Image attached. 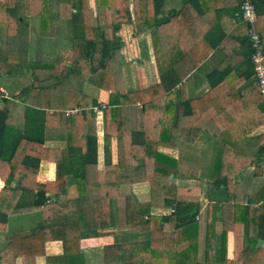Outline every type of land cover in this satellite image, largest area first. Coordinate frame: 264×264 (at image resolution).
Masks as SVG:
<instances>
[{"label":"trees","instance_id":"obj_1","mask_svg":"<svg viewBox=\"0 0 264 264\" xmlns=\"http://www.w3.org/2000/svg\"><path fill=\"white\" fill-rule=\"evenodd\" d=\"M131 1L136 24L145 23L150 28L157 25L162 0ZM126 2L128 0H96L98 23L92 26L88 0L77 1L75 5L82 22L80 29L75 26L73 59L67 66L61 61L30 59L29 31L19 19L23 16L19 10L23 4L0 0V24L6 26L5 37L0 38V77L24 71L32 76V81L17 93L1 97L0 178L5 185L0 190V224L13 214L35 211L39 215L32 227L7 234V244L0 256L11 252V257L23 255L25 264H35L36 255L45 253V242L59 239L63 253L46 256L47 264L50 259L78 264L83 254L81 239L101 234L94 219V201L87 198L85 187L86 168L97 162L91 108L98 102L83 91L86 83H92L109 90L106 105L101 107L106 152H109L112 136L117 145L116 162L112 163L107 157L103 163L105 183H113L117 175L128 174L133 182L149 185L148 200L125 198L126 224L131 232L145 236L130 240V251L120 253L112 264H210L212 260L216 264H257V256H264V247L260 245L264 240V202H261L264 189L250 196L249 186L237 181L248 166L261 170L264 164V144L253 154L241 144V139L256 126H264V94L254 77L247 25L241 75L242 78L253 75V82L243 89H258L259 95L252 99L255 107L246 104L248 100L241 94L243 89L238 91L240 95L236 94L235 72L239 67L226 63L210 73L208 92L192 99L182 95L181 90L169 91L164 80L126 91L121 42L116 34L120 25L116 15L125 12ZM254 2L258 13L256 28L264 52V35L260 30L263 10L260 0ZM34 5L40 8L41 23L50 26L52 18L48 12L54 8L56 0H35ZM235 5L241 13V0H236ZM41 34L50 35V32L43 30ZM226 79L229 86L226 84V92L221 93V82ZM1 93L0 90V96ZM245 106H249L246 115L242 113ZM74 108L77 115L86 119L84 132L83 127L78 128L75 123L77 115L70 117L66 113ZM64 120H67L66 125L62 124ZM204 129L217 141L212 180L218 195L208 200L212 203L206 207L204 248L200 255L196 216L205 192H201L200 185L177 182L199 178L198 170L158 148H176L179 141L194 143ZM78 132H83L80 137ZM54 137L66 139V145L46 147L44 142ZM259 140H264V133ZM42 159L55 162L54 180L35 181ZM67 175L75 183L76 192L60 198V194L66 193ZM16 176L14 186H10ZM160 207L173 210L161 214L151 212L152 208ZM214 211L219 212L221 221L218 236L213 234L209 219ZM165 224L170 229H166ZM228 231L234 234L232 258L226 256ZM212 251H215L213 257Z\"/></svg>","mask_w":264,"mask_h":264},{"label":"crops","instance_id":"obj_2","mask_svg":"<svg viewBox=\"0 0 264 264\" xmlns=\"http://www.w3.org/2000/svg\"><path fill=\"white\" fill-rule=\"evenodd\" d=\"M16 1L23 4L19 10L24 17L20 15L19 19L25 22L29 31V58L35 61H61L67 66L70 65L73 59L72 36L76 27L80 29V22H82L80 11L75 5L78 0H56V5L48 12L52 18L50 26L41 23L40 8L34 5L35 0ZM162 1L159 20L153 28L145 23L136 24L131 0L126 2L125 12L116 15L117 22H120L116 34L120 37L121 42L120 57L125 90H139L164 80V86L169 91L181 90L182 95L192 99L208 92L211 86L210 73L226 63L233 68L239 67L235 72L234 88L237 91L236 94L240 95L238 91L241 92L244 86L250 85L254 78L253 75L248 78H242L241 75L244 69L242 62H244L246 23L239 10L236 9V0H189L188 3L185 0ZM260 7L263 10V15L260 16V30L264 35V0H260ZM88 14L91 25L96 26L98 23L96 0H88ZM43 30H48L50 35L41 34ZM5 34L6 26L0 24V38L3 39ZM167 64L170 66H166ZM1 78L4 79V77ZM28 79L29 84L32 81V76ZM226 84L227 79L221 82L223 86L219 88L221 93L226 92L224 88ZM0 88L7 93V96H10L17 93L22 87H19L17 91L10 92L0 82ZM83 91L98 102L91 108L95 120L97 162L86 168L85 187L87 198L94 201V219L101 234L81 239L80 250L83 254L81 259L78 257L80 259L78 264H112L115 263L116 257L120 253L130 251V240L134 237L143 238L145 236L144 233L131 232L126 224L125 198L130 197L137 201L148 200L149 185L148 182H133L131 175L128 174L117 175L113 183H105L103 171L105 158L108 157L112 163L117 160L115 137L110 138L109 152H106L104 146L101 107L106 105L109 90L98 88L92 83H86ZM258 92V89H243L241 94L248 100L246 101L247 105L255 107L252 104ZM1 97L3 96H0V107L2 106ZM248 108L249 106L243 108L244 115L247 114ZM76 110L77 108L70 109L66 113L70 117H75ZM76 117L75 123L78 124V128L83 127L84 132V126L87 124L86 119L79 114ZM62 124L66 125L67 120H64ZM78 133L80 137L82 133ZM263 133L264 126L259 124L241 139V144L249 154H253L264 144V140L262 142L259 140ZM66 143V139L54 137L46 140L44 145L61 148ZM158 149L164 154L176 158L179 162L198 170L200 179L198 177L179 179L177 182L182 185H200L201 192L203 194L205 192L201 209L196 216L199 222L198 240L201 255L204 248L206 207L208 203H212L208 201L209 197L218 195L212 180L217 141L204 129L200 138L194 143L179 141L176 148L160 146ZM76 154H78L77 151ZM55 173V162L51 159H42L38 165L35 181H52L55 178ZM16 179L17 176L12 179L10 186H14ZM263 180V169L258 170L254 165L248 166L237 179L238 182L249 186L250 196L263 191ZM4 185L5 181L0 178V190ZM65 190L66 193L60 194V198H66L76 192L75 183L69 180V175L66 176ZM219 198L222 200L224 197ZM170 210V207H160L152 208L151 212L161 214L170 212ZM218 216L219 212L214 211L209 217L212 220V232L215 236H218L221 231V221ZM38 219V213L31 211L10 215L5 223H1L0 254L7 244L9 232L28 229L36 224ZM165 228L170 229L167 224H165ZM260 245L264 247V240L260 241ZM233 250L234 234L232 231H228L226 235L227 258L233 257ZM44 252V254L36 255L35 264H47L46 256L62 254V241L59 239L47 240ZM213 254L215 251H212V257ZM10 255L11 252H8L3 257L0 256V264H25L23 255L14 257ZM256 260L257 264H264V256L258 255ZM48 264L67 263L50 259ZM210 264L216 263L212 260Z\"/></svg>","mask_w":264,"mask_h":264},{"label":"built area","instance_id":"obj_3","mask_svg":"<svg viewBox=\"0 0 264 264\" xmlns=\"http://www.w3.org/2000/svg\"><path fill=\"white\" fill-rule=\"evenodd\" d=\"M241 16L247 25V34L250 41L252 54L251 59L254 68V77L258 83L261 93L264 94V52L261 44V37L256 29V22L258 19L256 6L254 0H241ZM1 95L7 96V93L1 89ZM263 178H264V164H263ZM264 185V180H263ZM264 199L262 200V203ZM171 209L170 211H172Z\"/></svg>","mask_w":264,"mask_h":264},{"label":"rangeland","instance_id":"obj_4","mask_svg":"<svg viewBox=\"0 0 264 264\" xmlns=\"http://www.w3.org/2000/svg\"><path fill=\"white\" fill-rule=\"evenodd\" d=\"M1 77H4L2 79ZM0 77V82L4 84V87L10 92L17 91L19 87H23V85H27L29 82V77H31L28 71H24L22 74L15 75H4ZM17 82L18 85H17Z\"/></svg>","mask_w":264,"mask_h":264}]
</instances>
